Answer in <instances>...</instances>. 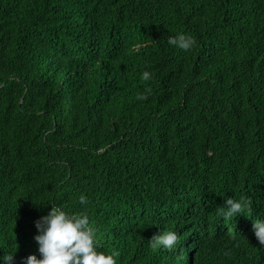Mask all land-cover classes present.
<instances>
[{"label":"trees","instance_id":"1","mask_svg":"<svg viewBox=\"0 0 264 264\" xmlns=\"http://www.w3.org/2000/svg\"><path fill=\"white\" fill-rule=\"evenodd\" d=\"M51 204L118 264H264V0H0V256Z\"/></svg>","mask_w":264,"mask_h":264},{"label":"clouds","instance_id":"2","mask_svg":"<svg viewBox=\"0 0 264 264\" xmlns=\"http://www.w3.org/2000/svg\"><path fill=\"white\" fill-rule=\"evenodd\" d=\"M167 44L187 52L193 48L195 40L190 35L177 34L168 36ZM141 78L149 81L151 73L144 71ZM148 91L146 89V93ZM136 99L146 101L148 95L141 93ZM79 202L86 204V197L81 195ZM250 203L244 198H228L223 201L220 215L225 220H231L246 212ZM51 205V210L35 221L38 234L33 239L38 246L39 258L35 254L29 255L23 259L22 264H118V253L100 250L96 229L91 226L87 214H69L60 207ZM248 230L254 234L258 244L264 246V219L253 221V227H248ZM148 243L153 249L162 247L175 251L180 243V236L176 231L168 230L153 236ZM16 251L0 256V264H14Z\"/></svg>","mask_w":264,"mask_h":264}]
</instances>
